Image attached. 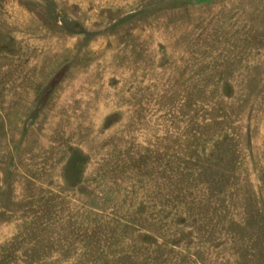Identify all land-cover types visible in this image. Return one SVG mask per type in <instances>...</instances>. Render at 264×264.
Segmentation results:
<instances>
[{"label": "rangeland", "instance_id": "rangeland-1", "mask_svg": "<svg viewBox=\"0 0 264 264\" xmlns=\"http://www.w3.org/2000/svg\"><path fill=\"white\" fill-rule=\"evenodd\" d=\"M0 264H264V0H0Z\"/></svg>", "mask_w": 264, "mask_h": 264}]
</instances>
